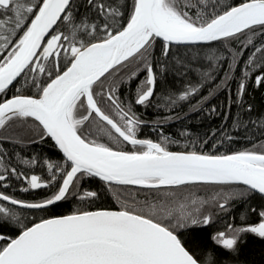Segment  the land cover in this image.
<instances>
[{
    "label": "snow or ice",
    "instance_id": "snow-or-ice-1",
    "mask_svg": "<svg viewBox=\"0 0 264 264\" xmlns=\"http://www.w3.org/2000/svg\"><path fill=\"white\" fill-rule=\"evenodd\" d=\"M214 41L238 43L227 49L222 76L225 58L211 49ZM206 45L204 63L191 49ZM180 46L187 50L178 55ZM166 73L183 79L179 89ZM250 84L264 88V0H0V130L31 119L27 143L50 138L62 153L53 160L17 151L14 163L0 143V264H218L200 251L196 233L236 202L245 205L240 223L225 222L211 241L238 254L247 236L264 240V140L198 149L210 140L212 149L225 146L234 139L229 129L249 125L264 136V111L253 118L245 99ZM221 92L226 101L212 104ZM136 106L170 113L151 122L156 139L139 137L149 122ZM224 108L221 126L203 136L186 125L176 137L164 131L190 113ZM37 165L46 175L35 173ZM90 179L100 182L96 190L83 187ZM198 185L230 190L204 197L190 191ZM40 189L48 191L34 199L15 195ZM104 194L118 207L96 206ZM71 198L88 207L60 210Z\"/></svg>",
    "mask_w": 264,
    "mask_h": 264
},
{
    "label": "trees",
    "instance_id": "trees-1",
    "mask_svg": "<svg viewBox=\"0 0 264 264\" xmlns=\"http://www.w3.org/2000/svg\"><path fill=\"white\" fill-rule=\"evenodd\" d=\"M83 11V9H81ZM244 39V37H241ZM259 43V40L256 41ZM227 44V47L225 46ZM219 42L214 41L210 42L211 49L217 50L218 53L222 54L225 58L223 61L224 67L220 70V75H223V71L227 69V63L230 61V53L227 51L228 48H238L237 42ZM160 47V41H157V54ZM183 46H180L177 54H181L185 52ZM192 52H200L201 59L203 60L204 53L209 51V47L206 45L204 47H193L191 49ZM252 51L251 48L244 49V57L241 59H246L248 53ZM204 63H207L206 60H203ZM194 67L199 65L194 64ZM242 70V66L240 69L237 70V75L240 74ZM192 79H195V74H190ZM142 78V77H141ZM166 83L169 87L173 89H179L183 84V79L177 76H174L171 73H166L165 75ZM233 97L235 96V88L236 84L233 82L231 84ZM14 91V90H13ZM126 89L122 88V93L125 92ZM12 94V91L9 92V96ZM122 98H124L122 96ZM227 98L226 92H221L215 99L211 101L212 104H218L221 102H225ZM245 99L248 103L254 105V111L250 114L253 118L259 117L261 112L264 111V88L255 89L251 84L248 88V93L245 96ZM191 103H195V101H191ZM136 113L140 116L141 119L148 121L149 123L145 125H141L140 131L138 133L140 138H152L156 139V134L151 130V122L156 120L158 117L169 115L170 113L164 110H156L151 107L144 108L142 106H136L134 108ZM182 116L184 113L189 111L188 104L182 103L181 107L176 109ZM228 111L227 108H224L221 112V115H209L207 112H193L190 113L184 120L182 121H173L172 123L165 125L164 131L166 134H170L173 137L177 136V132L183 131L184 128L182 125H186L187 129L192 133L200 134L203 136L205 132L209 129H215L221 126L222 124V115L224 112ZM237 113V106L235 104L232 105L231 108V117L235 118ZM175 115V113H171ZM242 118L247 121L249 119V114L246 112L241 113ZM231 123V119L229 120V124ZM32 124L31 119H29L28 123L23 127L20 126V122H14L9 129L8 133H3V130H0V134L3 135H21L25 137V142L22 144H14L12 140H2L0 143L3 144V147L8 150V154L13 157V161L15 163L14 153L19 151L22 156L31 157L33 155H37L38 157L43 158H51L53 160H59L62 155L58 149L52 147L53 142L50 138L46 139L45 142L40 143H27V137L34 135L33 132L28 131V126ZM229 134L234 137V139L230 142L225 144V146L217 145L215 149L211 148L213 141H209L207 145H200L198 144V149L203 148L204 151H217V152H224L229 148L232 150H240L245 148H251L253 144L259 145L262 140H264V136H260L258 131L253 129L251 125L248 128L241 127L238 130L236 129H229ZM248 136H254L255 138L252 140L247 139ZM219 138V137H218ZM38 139V137H37ZM104 142H107L106 138H103ZM181 142L183 143V138H181ZM172 150H181L178 145H171ZM27 169V166L21 165ZM36 174L46 175V166L42 168L40 165H37L35 168ZM100 182L98 179H90L83 183V187L90 188L91 190H96L98 184ZM26 186V182L24 183ZM132 190H135V186H131ZM223 188L224 191H229L230 188L228 186H212V185H198L194 186L190 189L193 193L199 196L208 197L218 192ZM48 190L40 189L34 190L29 193H20L17 191L15 195L22 199H34L39 195H44L47 193ZM143 199V196L139 197ZM251 206H255L256 201L253 200L250 202ZM96 206H109V207H118L116 205L114 199L112 198L111 194H104L101 196L100 200L96 202ZM74 207H88L87 203H79L75 198L69 199V201L62 203L61 209L62 211H69ZM245 205L244 202H236L234 203V207L230 213H220L219 216L216 218V222L210 226L204 228L202 232H197L196 235L200 238V251H211L215 254L218 264H264V240L255 237L254 235L247 236V242L240 246L238 254H232L228 250L222 249V247L217 246L211 241L210 236L216 230H224L225 222H232L235 224H239V213L243 211ZM213 211H216L213 209Z\"/></svg>",
    "mask_w": 264,
    "mask_h": 264
},
{
    "label": "water",
    "instance_id": "water-1",
    "mask_svg": "<svg viewBox=\"0 0 264 264\" xmlns=\"http://www.w3.org/2000/svg\"><path fill=\"white\" fill-rule=\"evenodd\" d=\"M159 41V40H158ZM208 43H210V42H208ZM53 142V141H52ZM54 143V142H53ZM61 155H62V153H61Z\"/></svg>",
    "mask_w": 264,
    "mask_h": 264
}]
</instances>
